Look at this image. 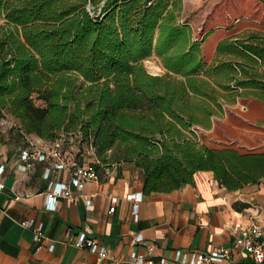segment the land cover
Wrapping results in <instances>:
<instances>
[{"label":"trees","instance_id":"16d2710c","mask_svg":"<svg viewBox=\"0 0 264 264\" xmlns=\"http://www.w3.org/2000/svg\"><path fill=\"white\" fill-rule=\"evenodd\" d=\"M182 0H0V115L23 136L74 138V161L133 162L143 193L212 171L228 190L264 178V154L198 140L226 104L264 102V29L200 39L178 22ZM156 53L165 73L142 61Z\"/></svg>","mask_w":264,"mask_h":264},{"label":"crops","instance_id":"0c3cea01","mask_svg":"<svg viewBox=\"0 0 264 264\" xmlns=\"http://www.w3.org/2000/svg\"><path fill=\"white\" fill-rule=\"evenodd\" d=\"M201 129L199 139L212 149L264 154V102L240 97L225 105L224 114L214 117L210 128ZM52 144L36 135L23 136L15 126L0 127V166H4L0 174L4 183L0 189V264H111V259L75 245L81 233L119 257V264H134L129 262L133 253L154 264L178 249L206 252L221 246L232 250L234 260L227 264H257L232 244L237 222L249 224L258 218L264 223V178L228 190L212 171H199L193 183L168 193L145 195L143 170L133 162L119 161L110 163L109 175L101 167L99 180H87L78 189L70 185L68 167H54L56 157L20 168L24 150ZM63 147L67 162L74 160L76 145L66 142ZM51 180L69 184L74 199L59 196L51 209L47 197ZM113 201L115 209L110 212ZM22 220L42 224L45 238L37 243L33 229L22 226ZM146 245L151 246L149 252Z\"/></svg>","mask_w":264,"mask_h":264},{"label":"built area","instance_id":"2783aa9c","mask_svg":"<svg viewBox=\"0 0 264 264\" xmlns=\"http://www.w3.org/2000/svg\"><path fill=\"white\" fill-rule=\"evenodd\" d=\"M28 136V135H27ZM52 142V141H51ZM70 142L75 144L74 138L70 135L69 138H59L52 142V147H34L31 150H24L21 153L22 163L21 169H28L32 167L34 160H50L52 157H56L58 161L54 163V167L57 169L68 167L71 173L70 185L82 189L87 180H99L100 171L97 165L100 160L97 158L94 152V147L90 146L89 156L84 161L67 162V154L64 150V144ZM76 145V144H75ZM4 172V166H0V174ZM111 173L110 167H105V174ZM50 169L46 173V177H49ZM70 185L64 183H55L50 181L51 191L47 193V197L51 209H55L57 197L63 196L71 200L74 199L70 192ZM4 187V183L0 181V189ZM142 197L139 196V199ZM115 209V201L110 207V212ZM20 224L24 227H30L34 232V239L37 243L41 242L45 238L43 225H35L33 220H22ZM235 230L237 236L233 241L232 247L235 250L249 256L255 263L264 264V223L260 222L258 218H252L249 224H242L237 222L235 224ZM75 245L80 248H87L92 252L99 254L101 257L111 259V264H119L122 260L117 256L109 254L108 249L105 246L100 245L93 237L88 236L86 233H81ZM54 247L50 246V250ZM146 249L149 252L151 250L150 245H146ZM234 260L232 250L227 247H219L218 249H212L206 252L199 250H181L178 249L171 257L162 256L154 264H227ZM130 263L134 264H147L143 255L133 253L129 259Z\"/></svg>","mask_w":264,"mask_h":264},{"label":"rangeland","instance_id":"374dc122","mask_svg":"<svg viewBox=\"0 0 264 264\" xmlns=\"http://www.w3.org/2000/svg\"><path fill=\"white\" fill-rule=\"evenodd\" d=\"M178 22L189 24L196 39L220 26L232 27L228 34L250 28L264 29V0H182ZM142 64L150 74L165 73L162 60L156 53L144 59ZM152 65L159 69L154 71ZM14 124L11 116L0 115V127H12ZM201 128L197 127V134L202 132ZM198 140L202 144L199 135Z\"/></svg>","mask_w":264,"mask_h":264},{"label":"bare ground","instance_id":"6f19581e","mask_svg":"<svg viewBox=\"0 0 264 264\" xmlns=\"http://www.w3.org/2000/svg\"><path fill=\"white\" fill-rule=\"evenodd\" d=\"M153 66V70L156 71L159 69V67L157 65H152Z\"/></svg>","mask_w":264,"mask_h":264},{"label":"water","instance_id":"95a60500","mask_svg":"<svg viewBox=\"0 0 264 264\" xmlns=\"http://www.w3.org/2000/svg\"><path fill=\"white\" fill-rule=\"evenodd\" d=\"M198 127H200V126H198Z\"/></svg>","mask_w":264,"mask_h":264}]
</instances>
